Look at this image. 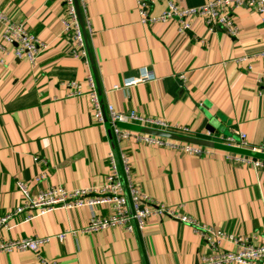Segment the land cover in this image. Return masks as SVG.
<instances>
[{
  "label": "crops",
  "instance_id": "0c3cea01",
  "mask_svg": "<svg viewBox=\"0 0 264 264\" xmlns=\"http://www.w3.org/2000/svg\"><path fill=\"white\" fill-rule=\"evenodd\" d=\"M84 1L82 49L63 24L64 0H0V11L48 43L34 67L26 56H15L16 44L8 45L7 53L0 48V216L21 205L18 181L27 183L32 194L50 185L96 186L105 181L114 160L128 196L132 185L199 225L153 217L143 231L117 226L59 239L61 233L87 226L93 213L110 210L57 208L16 214L0 229V239L52 237L40 253L56 264H198L211 253L200 225L263 244L264 169L236 165L224 151L195 156L133 136L118 139L99 118L88 81L91 76L106 114L108 105L119 112L136 111L186 126L190 135L201 138L210 137L204 127L208 117L217 134L239 141L244 132L249 147L264 148L261 16L237 8L236 38L222 27L208 29L199 17L180 34L175 19L143 24L136 0ZM173 1L196 7L208 0ZM167 7V0L145 4L153 16ZM2 31L0 23V38ZM74 50L85 55L77 57ZM141 67H149L157 79L124 87V80ZM70 80L83 85V95L68 96L71 88L65 83ZM123 153L130 158L129 175ZM41 174L45 177L36 180ZM222 249L235 246L224 242ZM0 264L42 263L26 250L0 253Z\"/></svg>",
  "mask_w": 264,
  "mask_h": 264
},
{
  "label": "built area",
  "instance_id": "2783aa9c",
  "mask_svg": "<svg viewBox=\"0 0 264 264\" xmlns=\"http://www.w3.org/2000/svg\"><path fill=\"white\" fill-rule=\"evenodd\" d=\"M80 9L86 12L84 0H78ZM156 1V0H148ZM167 9L158 16L151 15L145 8L147 0H136L137 8L141 15L143 24L157 22H168L173 19L179 23V33L186 34L191 29V20L193 17L201 18L208 29L214 30L217 26L222 27L227 33L236 38L240 34L238 24L234 19V12L237 8L247 7L253 12L258 13L264 23V0H208L206 3L196 7H181L173 0H167ZM67 18L63 19L65 29L72 32V35L78 45L83 49L85 37L81 28V22L77 12L75 0H64ZM177 18V19H176ZM0 23L3 26L0 38V48L5 53L8 52V45L16 44L14 54L16 57L26 56L29 63L34 67L39 55L48 48V43L42 41L36 34L31 33L24 22L13 20L5 11H0ZM7 45V46H6ZM73 55L84 56L85 51H72ZM264 54V52H263ZM4 63V59H1ZM252 68L251 66L249 69ZM156 74L149 67H141L137 75L129 76L124 80V87H130L141 83L156 80ZM184 82V75L180 76ZM91 88V98L97 110L99 118L104 120V108L102 107L95 90V84L91 76L88 77ZM259 83L263 85L264 91V71L259 78ZM71 88L69 97L83 95V85L76 80H70L65 83ZM118 85L114 89H120ZM107 114L110 122L113 123V130L118 139L134 137L143 140L147 145L165 146L175 149L183 154L195 156H210L218 153L219 150L201 145L175 141L151 134L135 133L131 130H124L116 125V122L135 123L141 126L157 128L167 131H175L183 134H189L190 129L180 124H172L163 119L146 116L136 111L119 112L112 105H108ZM190 135V134H189ZM210 140L218 141L229 145L248 147L247 135L241 132L239 141L233 137L221 134L209 133ZM212 136V138H211ZM264 151V148H255ZM227 158L236 165H248L255 169H264V160L244 156L235 153L225 152ZM122 161L127 174L130 173V158L126 153L122 154ZM45 177L41 174L36 180ZM18 186L22 191L24 198L20 206L12 209L7 214L0 216V229L7 227L11 219L19 213L27 211L29 213L36 211L45 214L57 208L75 210L83 207H102L110 210L107 215L93 213L87 226L81 229H74L58 235L59 239H65L69 234L77 233H95L101 230H107L113 227L122 226L128 231L135 228L143 231L153 217H177L182 221L199 225L193 219L184 217L176 213L167 204L154 200L150 195L130 186V196L125 193L123 184L119 178L117 164L112 160L110 173L105 181L96 186L67 189L61 185H50L32 194L29 185L23 181H18ZM31 214L27 217L31 219ZM200 235L208 243L211 253L204 256L198 264H264V243L257 244L249 240L248 237L227 233L223 230L214 229L205 225H200ZM52 237L37 236L16 239H0V253H11L14 251H33L38 255L42 264H56L55 261H49L41 253V248L46 245ZM224 242H230L235 246L234 250L222 249Z\"/></svg>",
  "mask_w": 264,
  "mask_h": 264
},
{
  "label": "water",
  "instance_id": "95a60500",
  "mask_svg": "<svg viewBox=\"0 0 264 264\" xmlns=\"http://www.w3.org/2000/svg\"><path fill=\"white\" fill-rule=\"evenodd\" d=\"M77 12L79 15L80 22L83 25V17L81 14V9L79 5V1L75 0ZM104 108V107H103ZM104 121L108 127H112L113 123L108 120L107 114L104 109ZM212 121V120H211ZM210 119L207 117L204 120V127H206L207 130H210V133L217 134L218 128L216 125L211 122ZM116 125H118L120 128H127L126 130H134L138 131L143 134H151L154 136H159L162 138H167L175 141L185 142V143H191L196 145H201L209 148H214L219 151L229 152V153H235L240 154L244 156H250L257 159L264 160V151H259L252 147H244V146H237V145H229L225 143H221L218 141L210 140L208 138H201L189 134H183L175 131H167V130H161L157 128H151L146 126H141L135 123H126V122H116Z\"/></svg>",
  "mask_w": 264,
  "mask_h": 264
}]
</instances>
